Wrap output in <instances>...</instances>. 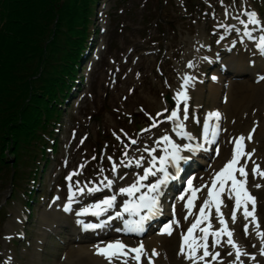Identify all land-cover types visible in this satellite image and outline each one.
<instances>
[{
  "label": "rangeland",
  "instance_id": "rangeland-1",
  "mask_svg": "<svg viewBox=\"0 0 264 264\" xmlns=\"http://www.w3.org/2000/svg\"><path fill=\"white\" fill-rule=\"evenodd\" d=\"M161 2L159 0H106L98 5V17L95 20L96 28H99L101 32L96 38L94 53L82 73L84 89L81 88V93L65 109L56 135L59 146L54 154L49 152L47 163L49 167L45 173L42 172L41 184L37 187L38 195H40L37 197V203L33 206L27 205V195L31 189L27 182L19 183V189L16 190L13 199H10L13 188L12 170H7L0 179V264H9V257L14 264H69L70 261L77 259L76 256L82 249L91 250L97 241L94 243H88L86 240L74 241L76 236L71 237L74 233L73 227L69 230L58 228L59 221H57L52 226L51 232L42 229L52 217L60 220L68 215L73 217L62 211L59 206L60 201L56 204L51 203L57 195L61 197V201H66V197L70 194L66 176L78 169L80 164H85L81 174L74 176L73 181L80 180L82 184L87 181H97L101 179L100 169H104V175L112 178L107 156H113L119 163L123 147L113 133L119 134L120 129L140 141H151L144 139V136L150 132L143 131L147 128L150 104L153 103L158 111L164 103L160 97L161 92L165 96H174L175 90L181 85V74L190 71L186 69L185 62L194 58L195 48L198 45L206 46L200 49L204 55H209L207 45H211V52H219L221 60L224 64L228 63L231 70H239L237 66L248 62L244 61L241 55L255 50L251 42L250 45L237 42L235 47L228 50L229 41L235 40L236 34L229 37L228 34L221 43H217L220 34L224 31L216 29L217 20H225L224 8L220 0H161ZM235 2L239 8L242 0H235ZM224 3L230 4L231 0H224ZM247 3L261 17H264V0H247ZM162 10H165L164 16L161 14ZM226 22L235 23L231 19ZM219 64L200 65L196 69L203 73L204 82L199 84L192 94L190 119L186 122L187 130L198 136L202 134L207 114L216 110L221 111L223 117L226 115L230 119L227 127L223 118L221 138L218 145L213 146L219 147V156L212 152V156L205 155L204 159L201 158L204 160L202 162H205L204 173H209V178L205 182L209 186L215 173L231 158L234 148L233 139L241 135L246 138L245 151L255 150L251 159L247 160L246 186L256 197V217L260 230L264 231V177L252 172L254 163L264 170V82H256V73L251 74L253 76H235L224 72L221 75L222 91L217 96L216 102V98L210 92V88L215 83L210 79V75L220 73ZM255 64L258 68L261 64L264 65V62L258 56ZM246 65L249 66V64ZM165 80L171 88L167 87ZM242 80L250 83L254 81L258 85L259 93L244 101L243 107L239 110L241 111L240 119L235 122L231 119L237 116L236 112L231 108L226 110L225 98L228 101L230 95L242 101L246 88L237 84ZM193 110L199 115L200 124L193 123L191 118ZM250 133L252 139L248 140ZM83 137L87 139L81 144ZM133 152L130 150L131 154ZM134 153L147 156V153L143 152ZM93 156L97 159L92 160ZM244 163L245 159L242 158L241 164ZM42 166L44 167L45 164L42 163ZM125 169L127 168L122 167L120 174L126 173L124 180H130L135 171L133 168L124 171ZM140 171L142 172L141 169ZM124 180L119 181V184ZM184 183L186 185V181ZM257 184L261 187H255ZM182 189L186 192L184 187ZM206 191L207 188L202 189L204 200L208 198ZM100 194L95 193L83 198L91 203L94 200L93 197L97 199L101 197ZM224 194L227 197L226 200L223 199L221 210L228 212L226 220L229 228L233 230V239L249 253L257 254L256 259L259 264H264V257L258 254L262 245L256 232V222L251 218L246 219L242 210L236 212L237 218L233 221L231 217L235 211L234 194L229 196L227 187ZM118 199L119 204H122L126 197L120 196ZM167 207L171 209L168 212L171 217L170 222L176 220L175 216L177 218L183 216L187 209L186 203L181 200H176L174 204ZM249 208L251 210V204ZM212 211L215 213L211 219L213 229H219L221 225L218 214L214 207ZM62 222L68 225L67 222L70 221L62 220ZM246 224L248 225L247 234L244 231ZM203 226L206 225L201 227ZM174 227L176 230L171 236V242L158 249L160 256L156 264H174L179 259L182 234H186L191 225L185 223L183 228L179 225ZM240 227L244 236L249 239L251 250L244 246L239 232ZM194 234L199 236V230ZM121 237L123 238L124 235L118 238ZM153 237L142 239V242L146 240L148 243ZM173 237H176V241ZM115 240L117 238L109 236L99 241ZM209 243L210 245L213 243L212 237ZM137 244L135 240L128 243L130 247H136ZM223 249L227 250L226 254H223ZM149 250L153 251L152 248ZM216 250L221 252L223 264H230L233 259L232 256L227 255L229 251H232L230 246L222 245ZM242 259L244 264H253L249 257H242ZM79 264L97 263L85 261Z\"/></svg>",
  "mask_w": 264,
  "mask_h": 264
},
{
  "label": "snow or ice",
  "instance_id": "snow-or-ice-1",
  "mask_svg": "<svg viewBox=\"0 0 264 264\" xmlns=\"http://www.w3.org/2000/svg\"><path fill=\"white\" fill-rule=\"evenodd\" d=\"M221 6L224 8V21L217 20L216 29H223L217 43H221L228 34L236 33V39L229 41V49L235 47L236 43H243L245 39L255 41L254 47L258 52L259 58L264 62V17H261L258 12L248 5L247 0H242L240 7L236 6L235 0H231L230 4H225L224 0H220ZM215 18V13L212 14ZM234 20V24H229L227 20ZM215 34V30H214ZM205 45H199L195 48V55L193 59L185 62L186 71L181 74L180 88L175 90L174 96L171 97L169 106V97H166L163 92L160 97L164 103L161 108L153 113H148L149 126L143 131L151 132L156 130L155 135L157 139L152 141L150 147H139L143 142L138 138L129 136L127 132L120 129L119 134L113 133L116 139L123 147L120 161H117L113 156H107L109 161L110 171L113 174L112 178L104 175V169H100L101 179L97 181H87L82 184L80 180L73 181L74 176H79L83 171L85 164H80L78 169L73 170L66 176L68 182L69 195L66 201H61L59 195L55 196L52 204L60 201V208L66 214L76 217L86 216L88 219H75L79 228L85 232L95 231L97 229H104L106 227H114L111 223L119 221L122 227H116L115 231L128 234H138L143 236L150 222L163 215L165 203L168 196L171 194L169 184L172 181H177L182 178L186 181L187 192L183 189V193L179 196L181 201L186 203L189 214L195 207L197 200V193L202 189L207 188V199L203 201V205L199 208V216L196 221L191 224L186 234H182V243L179 249V254L184 257L187 264H223L221 252L216 248L222 245L230 246L232 251L227 253L233 259L230 264H244L242 257H249L253 264H259L256 259L257 254L249 253L243 249L234 239L233 230L229 228L228 222L221 211L223 204L222 194L228 188V195L234 194L235 211L232 213V220L235 221L236 212L242 210L243 216L251 218L255 221V228L257 235L261 241V247L258 254L264 257V231L260 230L259 221L256 217V197L251 194L247 188V160L251 159L253 153L245 151V137L243 135L233 139V152L231 158L224 164V166L215 173L214 178L211 179L210 186L208 184H201L195 186L194 178H189L188 169L193 167L198 160V157L209 151L214 155L219 156L218 145L221 137V121L223 119L222 113L219 110L208 113L206 116V125L202 129V134L199 136L187 130V123L190 119V109L192 94L197 89L199 84L204 82L203 73L196 71L200 65H218L221 68L219 74L210 75V79L217 83L221 80V75L229 70V66L224 64L219 56V52L212 53L211 45H207L209 55L201 53L200 49L205 48ZM249 65H253L250 69L256 73V82H264V67H255V61L249 60ZM163 76V73H161ZM167 87L171 85L165 80ZM127 99V97H125ZM227 103V98H225ZM141 111L143 108L141 107ZM193 123L200 124V117L193 110L191 113ZM226 131V129H224ZM255 129L253 128V132ZM87 137L81 139V144ZM252 139L251 133L247 137ZM162 149L161 151H158ZM130 150L136 153H147L132 155ZM245 159V163L241 164V160ZM92 160L97 157L93 156ZM137 168L142 170L135 173L134 182L128 186H120L119 181L124 180V175L120 174L121 168ZM252 172L255 175L264 177V170H261L258 164H253ZM153 178V179H149ZM147 181V183H145ZM90 185V186H89ZM174 187V185H173ZM255 187L259 188L261 185L257 184ZM104 189L110 190L111 194L104 193L103 198L95 199L94 203L87 206L80 207L77 197L81 199L85 195H92L95 193H103ZM126 196L129 199L123 200L122 204L118 203V197ZM251 204V210L249 205ZM76 205L79 211L74 208ZM218 214L219 229H213L211 222L212 209ZM122 208V210H120ZM127 214V218H125ZM101 217H103L101 219ZM95 218V222L93 220ZM187 219V216L184 217ZM162 226V235L168 237L173 236L176 230L174 226L180 224L179 219L171 222L157 221ZM206 225L201 227V225ZM199 230L200 235L194 233ZM247 234L248 225L244 227ZM213 238V243L210 245L209 239ZM226 238V239H225ZM255 247V245H253ZM94 254L104 258L107 264H156L160 256L158 250L150 251L146 248L143 242H140L136 247H130L122 239H117L112 242H103L93 245ZM9 264H14L12 258L9 257Z\"/></svg>",
  "mask_w": 264,
  "mask_h": 264
},
{
  "label": "trees",
  "instance_id": "trees-1",
  "mask_svg": "<svg viewBox=\"0 0 264 264\" xmlns=\"http://www.w3.org/2000/svg\"><path fill=\"white\" fill-rule=\"evenodd\" d=\"M97 1L0 0V172L14 170V188L55 140Z\"/></svg>",
  "mask_w": 264,
  "mask_h": 264
},
{
  "label": "bare ground",
  "instance_id": "bare-ground-1",
  "mask_svg": "<svg viewBox=\"0 0 264 264\" xmlns=\"http://www.w3.org/2000/svg\"><path fill=\"white\" fill-rule=\"evenodd\" d=\"M211 23H212V20H211ZM231 34H235V33H231ZM245 42H247L246 40H244ZM248 43V42H247ZM248 45H250V43H248ZM253 51L252 50H250L249 51V53H248V55H246V56H244V55H241V57H242V59L244 60V61H249V60H254L255 62H256V54H254V52L252 53ZM252 53V54H251ZM242 62V61H241ZM243 65H241L239 68V70H237V72H239V73H242L243 75H250L251 73L253 74L254 72L253 71H251L250 70V68H248V66L245 64V63H242ZM256 65V64H255ZM238 67V66H237ZM251 67H253V65L251 66ZM254 79V78H253ZM237 83V82H236ZM240 87H245L246 88V92H247V95H246V92L243 94V99H242V101L241 100H239L238 98L237 99H234L233 97H230V95H229V99H228V101H227V105H226V110L227 109H230L231 108V110L232 109H234L235 110V112H236V115L237 116H233V119H231V120H234L235 122H236V120H238V119H240V113H241V111H239L242 107H243V105H244V101L245 100H247V99H251L255 94H258L259 93V88H258V85H256L255 84V82L253 81V83H250L249 81H247V80H242V81H238V83H237ZM235 85V84H234ZM221 86H222V80H220V82L219 83H217V82H215L213 85H212V87L210 88V92H211V94L212 95H214V97L216 98L215 99V101L217 102V96L221 93V91H222V89H221ZM151 102H153V101H151ZM151 105V108H150V111H149V113H155L156 111H157V107L153 104V103H151L150 104ZM224 119H225V122H226V125H227V127H228V125H229V123H230V119H229V117L227 118V116L225 115V117H223ZM224 119H222V121L224 120ZM148 124H147V127L149 126V123H150V121H149V117H148ZM233 121V123H235ZM222 126V125H221ZM155 132H156V130L155 129H153L152 130V132H150V133H148V134H146L145 136H144V139H146V140H151V141H146L145 143H144V145L142 146V147H145V146H147V145H149V143H152V141L153 140H155V139H157L158 137H157V135H155ZM150 146H152V144L151 145H149V146H147V147H150ZM135 153L133 152V154L132 155H134ZM136 155V154H135ZM216 162V161H215ZM135 172H138V169L137 168H135L134 167V169H133ZM199 173L194 177V179H193V183H194V185L195 186H199V185H201V184H205V182H206V180H208V178H209V173H203V172H200V171H198ZM142 174V173H141ZM149 179H151V178H149ZM133 180L134 179H131L130 181H128V182H122V183H120V185L121 186H128L130 183H132L133 182ZM202 181V182H201ZM201 182V183H200ZM106 191L105 192H103L102 194H100V196L101 197H103V195H104V193H107L108 194V192L110 191V190H108V189H105ZM186 192H187V189H186ZM206 192H208V190L206 191ZM85 196H87V195H85ZM126 197V196H125ZM197 200L195 201V207L191 210V214H189V212H188V209H186L185 211H184V215L183 216H180L179 218H177V216H175L174 218L175 219H179V221H180V224H179V226L180 227H184V224L185 223H187V225H191L192 223H194L195 221H196V219H197V217L199 216V208L203 205V201H204V198H203V196H202V190L200 191V192H198L197 193ZM226 197H227V195H225V194H222V200L224 199V200H226ZM127 199H129L128 197H126ZM81 200V198L78 196L77 197V201H78V203H79V205H80V207H84V206H87L88 205V203H90V202H86V201H84L83 202V200L82 201H80ZM91 204V203H90ZM75 206V208L76 209H79V208H77L76 207V205H74ZM223 213H224V217H225V219L228 217V212L226 213L224 210H221ZM214 212L212 211V218H213V216H214ZM127 216V214H125V217ZM185 216H187V219H184V217ZM211 218V219H212ZM65 220H71V218H65ZM57 221H59V219L58 218H56V217H52V219L49 221V223L48 224H44V226L42 227V229L43 230H45V231H48V232H51V228H52V226L57 222ZM60 224L62 225V223H61V220H60ZM241 224V222L239 223V225ZM203 225V224H202ZM201 225V226H202ZM240 236H242V239H243V242H244V246L246 245L247 247H248V249L249 250H251V246H250V243H249V239L247 238V237H245L244 236V234H243V231H242V229H241V227H240ZM88 232H84V234H87ZM162 233V229H161V231H159V232H157V234H155L156 235V237H153L151 240H150V242H146V240H144V244H145V246H146V248L149 250V249H153V250H158L159 249V247H164V245H168V243H170L171 242V237H168V236H166V235H162L161 234ZM112 235L111 237H113V238H118V236L119 235H121V234H123V232H116V234H111V232L110 231H107V232H105V233H103V235ZM154 235V236H155ZM97 236V235H96ZM174 238V241H176V237H173ZM90 239H93L92 237H90ZM96 239H98V237L96 238ZM122 240L126 243V244H130V242H131V240L130 239H127V238H122ZM43 242V241H42ZM104 242V241H103ZM98 243H100V242H98ZM105 243H107V242H105ZM161 243H163V244H161ZM41 244H43V243H41ZM97 244V243H96ZM138 245H139V243H138ZM87 247H89V246H91V245H86ZM222 252H223V254H226V252H227V250L226 249H223L222 250ZM77 259L76 260H72V261H70L69 262V264H79V263H82V262H85V261H89V262H93V263H97V264H105V263H107L106 262V260L104 259V258H102V257H100V256H98V255H95L94 254V249H93V246H92V248H91V250H84V249H82L78 254H77ZM159 259V258H158ZM157 259V260H158ZM174 264H187V261L184 259V257L183 256H179V259L177 260V261H175L174 262Z\"/></svg>",
  "mask_w": 264,
  "mask_h": 264
}]
</instances>
